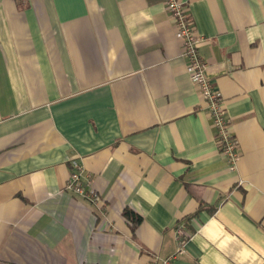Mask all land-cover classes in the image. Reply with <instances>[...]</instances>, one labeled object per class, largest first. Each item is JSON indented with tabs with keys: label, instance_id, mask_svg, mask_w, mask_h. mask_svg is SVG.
<instances>
[{
	"label": "crops",
	"instance_id": "obj_1",
	"mask_svg": "<svg viewBox=\"0 0 264 264\" xmlns=\"http://www.w3.org/2000/svg\"><path fill=\"white\" fill-rule=\"evenodd\" d=\"M180 1L234 171L166 0H0V264H264V0Z\"/></svg>",
	"mask_w": 264,
	"mask_h": 264
},
{
	"label": "built area",
	"instance_id": "obj_2",
	"mask_svg": "<svg viewBox=\"0 0 264 264\" xmlns=\"http://www.w3.org/2000/svg\"><path fill=\"white\" fill-rule=\"evenodd\" d=\"M167 10L176 27V36L181 44L182 55L187 60V71L190 79L198 88L199 94L205 101L212 124L216 129V139L221 147L229 170L236 169L239 158L238 141L229 129L228 118L225 113L223 100L218 88L206 75V63L198 53V45L204 40L194 29L189 14L180 0H166ZM72 193L96 200L97 195L93 189L87 190L81 178V168L74 160L71 161L69 176L65 185ZM178 251L182 248L185 237L183 223L175 228ZM173 256L155 258L151 264H171Z\"/></svg>",
	"mask_w": 264,
	"mask_h": 264
},
{
	"label": "trees",
	"instance_id": "obj_3",
	"mask_svg": "<svg viewBox=\"0 0 264 264\" xmlns=\"http://www.w3.org/2000/svg\"><path fill=\"white\" fill-rule=\"evenodd\" d=\"M125 215L129 216L133 222H136L135 218L132 215L130 216V212L127 211Z\"/></svg>",
	"mask_w": 264,
	"mask_h": 264
}]
</instances>
